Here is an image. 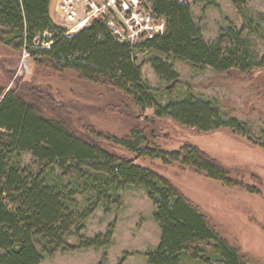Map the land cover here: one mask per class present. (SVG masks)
Returning <instances> with one entry per match:
<instances>
[{"label":"trees","instance_id":"obj_1","mask_svg":"<svg viewBox=\"0 0 264 264\" xmlns=\"http://www.w3.org/2000/svg\"><path fill=\"white\" fill-rule=\"evenodd\" d=\"M143 1L157 23L165 24V31L130 43L116 35L105 17L68 35L52 21V0H0V42L28 51L38 66L72 72L123 94L142 111L154 110L156 119L170 118L204 133L229 129L245 135L243 124L227 118L211 100L187 94L163 101L144 81L138 59L150 54L155 73L173 86L179 82L173 65L177 60L219 74L253 75L264 69V57L251 36L264 35V30L249 15L247 0H231L242 26L230 22L213 42L204 38L191 3ZM43 43L47 48L40 46ZM94 136L133 157L82 137L61 119L47 117L17 89L0 87V264H41L60 252L109 246L110 233L84 236L87 222L99 207L110 211L119 205L121 193L132 187L145 189L161 230L158 247L146 255L147 264H256L223 238L170 180L137 163L141 158L177 163L233 185L209 156L192 146L172 152L149 146L139 127L123 137ZM24 154L32 156L33 165H24Z\"/></svg>","mask_w":264,"mask_h":264},{"label":"rangeland","instance_id":"obj_2","mask_svg":"<svg viewBox=\"0 0 264 264\" xmlns=\"http://www.w3.org/2000/svg\"><path fill=\"white\" fill-rule=\"evenodd\" d=\"M182 1L192 4L203 36L209 42L215 41L230 22L238 27L243 24L231 0ZM247 2L249 15L264 30V0ZM52 11V21L61 27L56 6ZM251 40L263 58L264 35L251 36ZM138 60L144 81L159 92L163 101L187 94L211 100L227 118L243 124L245 135L229 129L204 133L170 118L156 119L154 110L142 111L123 94L83 81L72 72L60 74L38 66L30 61L28 51H15L1 42L0 87L7 91L17 89L47 117L65 121L77 134L121 155L126 153L94 134L123 137L139 127L145 132L149 146L167 152L184 146L198 148L228 173L233 185L227 186L177 163L164 164L149 158L138 159L137 163L170 180L246 259L264 264V69L250 76L235 71L219 74L211 68H195L177 60L173 65L179 82L173 86L155 73L149 64L150 54L140 55ZM23 162L33 165L32 156L24 154ZM154 214V203L145 189L129 188L121 193L119 205L110 211L99 207L87 222L84 236L94 238L110 233L109 246L60 252L46 257L41 264H147L146 255L158 247L161 239ZM76 238L73 236L72 240Z\"/></svg>","mask_w":264,"mask_h":264},{"label":"built area","instance_id":"obj_3","mask_svg":"<svg viewBox=\"0 0 264 264\" xmlns=\"http://www.w3.org/2000/svg\"><path fill=\"white\" fill-rule=\"evenodd\" d=\"M55 6L68 35L78 33L99 17H105L116 35L130 43L165 31V24L157 23L143 0H56Z\"/></svg>","mask_w":264,"mask_h":264},{"label":"crops","instance_id":"obj_4","mask_svg":"<svg viewBox=\"0 0 264 264\" xmlns=\"http://www.w3.org/2000/svg\"><path fill=\"white\" fill-rule=\"evenodd\" d=\"M55 4H56V0H52L51 2V16H52V13H53V8L55 7Z\"/></svg>","mask_w":264,"mask_h":264}]
</instances>
